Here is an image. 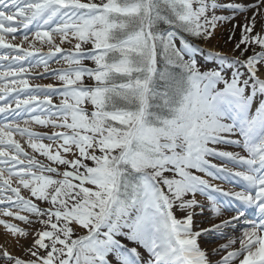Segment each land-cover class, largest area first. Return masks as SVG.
<instances>
[{"label": "snow or ice", "instance_id": "1", "mask_svg": "<svg viewBox=\"0 0 264 264\" xmlns=\"http://www.w3.org/2000/svg\"><path fill=\"white\" fill-rule=\"evenodd\" d=\"M0 228V264H264V0H0Z\"/></svg>", "mask_w": 264, "mask_h": 264}, {"label": "rangeland", "instance_id": "2", "mask_svg": "<svg viewBox=\"0 0 264 264\" xmlns=\"http://www.w3.org/2000/svg\"><path fill=\"white\" fill-rule=\"evenodd\" d=\"M49 82H51V81H49V80L34 81V83H49ZM40 129H42V128H40ZM44 130H45V129H44ZM215 182H216V183H219V182H217V181H215ZM206 226H207V225H206ZM3 242H4L3 229L0 228V243H3ZM226 242H227V241L224 240V239L210 238L209 242L203 243V246H204V248H205L207 251L211 252L213 249L219 247L220 244H223V243H226ZM17 254H19V253H17ZM221 255H223V254H221ZM212 258H213L214 260H218V259H220L219 256H214V257H212Z\"/></svg>", "mask_w": 264, "mask_h": 264}]
</instances>
